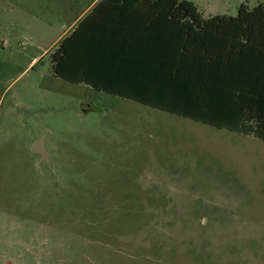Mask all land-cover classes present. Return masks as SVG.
I'll return each instance as SVG.
<instances>
[{
	"label": "rangeland",
	"instance_id": "obj_1",
	"mask_svg": "<svg viewBox=\"0 0 264 264\" xmlns=\"http://www.w3.org/2000/svg\"><path fill=\"white\" fill-rule=\"evenodd\" d=\"M91 1L0 0V264H264V142L54 74Z\"/></svg>",
	"mask_w": 264,
	"mask_h": 264
},
{
	"label": "trees",
	"instance_id": "obj_2",
	"mask_svg": "<svg viewBox=\"0 0 264 264\" xmlns=\"http://www.w3.org/2000/svg\"><path fill=\"white\" fill-rule=\"evenodd\" d=\"M103 4L124 12L131 5L147 6L140 13L146 22L119 28L131 29L134 45H149L151 56H138L136 66L147 75L115 76L114 56H91L86 19L52 54L57 77L264 142V3L243 4L235 17L209 18L188 0H104L100 8ZM97 66L102 79L95 78Z\"/></svg>",
	"mask_w": 264,
	"mask_h": 264
},
{
	"label": "crops",
	"instance_id": "obj_3",
	"mask_svg": "<svg viewBox=\"0 0 264 264\" xmlns=\"http://www.w3.org/2000/svg\"><path fill=\"white\" fill-rule=\"evenodd\" d=\"M103 1L104 0H92L91 3L72 21L70 27L58 38L56 41L58 42V46L63 39L72 36L73 32L80 26V24L87 19V22H85L83 27V33L87 36L86 38L91 39L90 45L93 49V54L91 56H114L110 60L114 65L110 73L115 76L147 75L139 74L140 69L136 68V66H138L141 61L138 56H151L149 54V45L146 44L147 48L145 49L139 45H134V42L131 40V29H119L121 25L143 24L146 22L147 17L141 16L140 13L142 11L141 9H145L147 6L131 5L129 9L124 12L123 10H119L120 8L110 4H103L104 6L101 5L100 8L99 5ZM96 8L98 10H95ZM139 34L140 32L138 35ZM90 61L93 63H99L98 59H90ZM95 70H97L95 78L99 76V78L102 79V74L100 73L102 68L98 69L97 66L94 68V71ZM144 77L145 76H143V78ZM78 85H86L94 91H97L87 84Z\"/></svg>",
	"mask_w": 264,
	"mask_h": 264
},
{
	"label": "water",
	"instance_id": "obj_4",
	"mask_svg": "<svg viewBox=\"0 0 264 264\" xmlns=\"http://www.w3.org/2000/svg\"><path fill=\"white\" fill-rule=\"evenodd\" d=\"M33 152L39 157L40 163L50 165V153L46 148L45 138H42L35 143V145L33 146Z\"/></svg>",
	"mask_w": 264,
	"mask_h": 264
}]
</instances>
